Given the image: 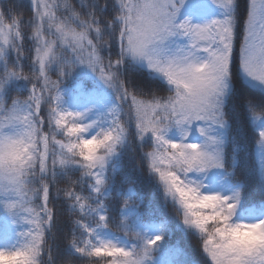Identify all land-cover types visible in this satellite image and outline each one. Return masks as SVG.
<instances>
[{
	"label": "snow or ice",
	"instance_id": "6c2138e0",
	"mask_svg": "<svg viewBox=\"0 0 264 264\" xmlns=\"http://www.w3.org/2000/svg\"><path fill=\"white\" fill-rule=\"evenodd\" d=\"M249 133L264 189V0H0V264H264ZM125 157L198 262L160 259L185 254L141 222Z\"/></svg>",
	"mask_w": 264,
	"mask_h": 264
},
{
	"label": "trees",
	"instance_id": "16d2710c",
	"mask_svg": "<svg viewBox=\"0 0 264 264\" xmlns=\"http://www.w3.org/2000/svg\"><path fill=\"white\" fill-rule=\"evenodd\" d=\"M30 11H25V17L30 16ZM55 79V77H53ZM90 83V82H86ZM254 140L251 133L243 146L244 161L250 166V171L238 173L237 178L245 182L247 202L253 205L264 203V189L259 186V168L256 162L254 153ZM118 181L124 179L121 186L123 191L132 188L138 195L143 198V206L140 209L143 224H158L166 220L168 223V248H179L183 250L184 256L177 257V260H182L187 257L192 261L198 262L200 259L197 251V240L191 236H187L183 229L178 226L179 222L174 217L171 207H164L160 196L155 192L153 186L148 182L146 176L136 170L135 160L125 157L120 163V169L117 173ZM127 178V179H125ZM71 223L67 217H61L58 224L57 244L61 249V253L67 246L69 241V231ZM112 231L118 235H123L119 232L116 222H113ZM129 239H134L130 237ZM62 264H87V262L78 256L68 257L61 256Z\"/></svg>",
	"mask_w": 264,
	"mask_h": 264
},
{
	"label": "rangeland",
	"instance_id": "374dc122",
	"mask_svg": "<svg viewBox=\"0 0 264 264\" xmlns=\"http://www.w3.org/2000/svg\"><path fill=\"white\" fill-rule=\"evenodd\" d=\"M215 12H214V8L211 6L210 2L208 4V6L205 8L204 10V18H212L214 16ZM158 256H160V259L167 262L169 260H177L176 256L173 255H168V254H158Z\"/></svg>",
	"mask_w": 264,
	"mask_h": 264
}]
</instances>
